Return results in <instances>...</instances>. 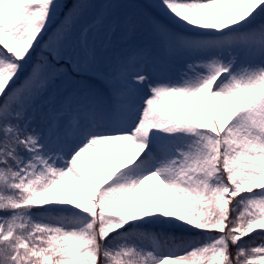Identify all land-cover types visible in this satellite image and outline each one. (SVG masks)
<instances>
[{"label":"snow or ice","instance_id":"snow-or-ice-1","mask_svg":"<svg viewBox=\"0 0 264 264\" xmlns=\"http://www.w3.org/2000/svg\"><path fill=\"white\" fill-rule=\"evenodd\" d=\"M0 264H264V0H0Z\"/></svg>","mask_w":264,"mask_h":264}]
</instances>
